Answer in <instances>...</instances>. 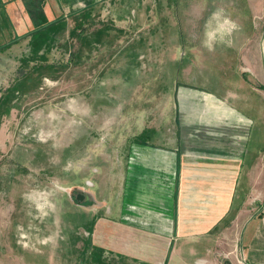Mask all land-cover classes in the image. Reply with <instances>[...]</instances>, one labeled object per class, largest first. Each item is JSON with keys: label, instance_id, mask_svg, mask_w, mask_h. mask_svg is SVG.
Segmentation results:
<instances>
[{"label": "rangeland", "instance_id": "1", "mask_svg": "<svg viewBox=\"0 0 264 264\" xmlns=\"http://www.w3.org/2000/svg\"><path fill=\"white\" fill-rule=\"evenodd\" d=\"M156 1L166 4L161 18ZM247 1L100 0L101 14L94 6L87 21L78 10L67 14L36 44L37 58L8 56L0 74V264H82L79 239L75 258L65 255V203H76L72 190L103 194L95 182L85 186L82 170L118 192L131 141L144 140L136 108L158 80L146 77L172 55L184 72L175 77L181 94L190 89L204 101L220 81L221 94L230 92L233 103L246 98L264 126V0L257 14ZM237 239L234 232L231 244L217 247L233 250L227 262L239 259Z\"/></svg>", "mask_w": 264, "mask_h": 264}, {"label": "crops", "instance_id": "2", "mask_svg": "<svg viewBox=\"0 0 264 264\" xmlns=\"http://www.w3.org/2000/svg\"><path fill=\"white\" fill-rule=\"evenodd\" d=\"M98 3L0 0V74L8 56L37 58L36 44L60 29L67 14L78 10L80 21H87L95 6L100 15ZM247 5L257 14V0ZM156 6L161 18L166 4L156 1ZM115 9L111 12L119 19ZM40 14L42 27L35 25ZM176 62L172 55L163 70L145 72L146 79L158 80L150 82L152 97L136 108L143 112L144 140L131 141L118 192L97 172L89 176L88 170L81 171V178L91 187L94 182L102 186L103 194L85 189L80 204L65 203V255L70 258L77 254L79 239L82 264H264L263 121L249 111L246 98L243 104L233 103L230 92L221 94L220 81L213 83L214 93L201 95L204 101L190 89L181 94ZM193 76L200 78L197 72ZM157 96H162L159 103L152 99ZM234 232L240 251L235 263L226 258L233 250L217 251L219 245L231 244Z\"/></svg>", "mask_w": 264, "mask_h": 264}, {"label": "water", "instance_id": "3", "mask_svg": "<svg viewBox=\"0 0 264 264\" xmlns=\"http://www.w3.org/2000/svg\"><path fill=\"white\" fill-rule=\"evenodd\" d=\"M87 196L85 192H81L80 190H76V194L74 196V201L77 204H80L82 200Z\"/></svg>", "mask_w": 264, "mask_h": 264}, {"label": "trees", "instance_id": "4", "mask_svg": "<svg viewBox=\"0 0 264 264\" xmlns=\"http://www.w3.org/2000/svg\"><path fill=\"white\" fill-rule=\"evenodd\" d=\"M34 9H35V7H34ZM28 14L31 15L30 12ZM44 19L45 18L43 17L42 14L38 15V21L39 22L38 23H35V25H39L40 24V27L44 26L45 25V20Z\"/></svg>", "mask_w": 264, "mask_h": 264}, {"label": "built area", "instance_id": "5", "mask_svg": "<svg viewBox=\"0 0 264 264\" xmlns=\"http://www.w3.org/2000/svg\"><path fill=\"white\" fill-rule=\"evenodd\" d=\"M85 186H86V187H90V186H91V182H89V181H85Z\"/></svg>", "mask_w": 264, "mask_h": 264}, {"label": "flooded vegetation", "instance_id": "6", "mask_svg": "<svg viewBox=\"0 0 264 264\" xmlns=\"http://www.w3.org/2000/svg\"><path fill=\"white\" fill-rule=\"evenodd\" d=\"M76 190H72V198L74 199V196H75V194H76V192H75Z\"/></svg>", "mask_w": 264, "mask_h": 264}]
</instances>
